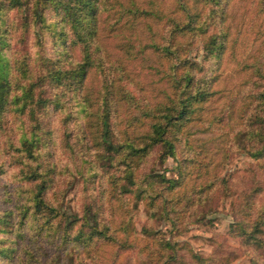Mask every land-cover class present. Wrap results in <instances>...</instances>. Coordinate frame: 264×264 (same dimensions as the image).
Here are the masks:
<instances>
[{
	"label": "rangeland",
	"instance_id": "1",
	"mask_svg": "<svg viewBox=\"0 0 264 264\" xmlns=\"http://www.w3.org/2000/svg\"><path fill=\"white\" fill-rule=\"evenodd\" d=\"M52 2L1 9L0 264H264V151L247 154L264 147V0H99L95 18ZM185 75L211 95L125 177L103 119L113 143L141 135Z\"/></svg>",
	"mask_w": 264,
	"mask_h": 264
},
{
	"label": "trees",
	"instance_id": "2",
	"mask_svg": "<svg viewBox=\"0 0 264 264\" xmlns=\"http://www.w3.org/2000/svg\"><path fill=\"white\" fill-rule=\"evenodd\" d=\"M20 1L21 0H0V16H1V9L4 6H7L9 9L16 8L19 6ZM98 1L99 0H77L76 10L86 9V16L87 17L91 16L95 18V16L97 15L96 12H97ZM37 2L39 4L40 0H37ZM45 2L50 3L52 2V0H45ZM190 14L187 13V16H185L186 21L184 25H180L179 27L176 26L179 31H182L184 29L188 31L193 30L194 26L191 25V23L194 20H193L192 14L191 15ZM76 22L77 24H80V22H78L77 20ZM93 25L95 26V21L93 22ZM85 28L86 27H84L83 30ZM93 31L94 30L85 31V34L87 35V37H91ZM212 44L214 46V47H211L212 53L213 52L216 53L218 48L222 46L221 40L218 39L217 37L215 38ZM170 46L172 47V44L169 43V45H166L164 47L165 53L167 54L165 55V57L167 58L170 56L168 54H172V51L170 50ZM4 48H5V41H3L2 36L0 34V89L6 90V94H7L8 93L7 86L5 87V85L8 83V78H7L8 75L5 72V66L7 65L8 57L3 52ZM179 62L181 66H184L186 62L188 61H186L185 59L179 58ZM189 66L190 67L194 66V63H189ZM57 72L59 73V76L60 75L65 76L66 74H68L67 71H63V72L57 71ZM83 72H84V69L82 68V71L80 72V74L82 76V79L84 80L86 75ZM73 74H75L74 71H72L70 76H72ZM55 77H58V74H55ZM182 82L183 84L179 86L181 90L180 91L181 96L178 99L168 98V102L163 103V105H161L162 102L158 103L157 106L161 105V107H158L156 109L158 114L150 115L151 121L147 124L146 130L141 135L132 136L128 141L124 140L121 142L113 143V139H112L113 135H111V131H113L112 125L110 124V122L108 123L105 121V119H103L105 124L103 128H101V131H100V135H101L100 141L101 142L105 141V143L108 144L107 149L111 150L112 152V156L107 157L109 162H111L113 159H116L117 164L126 166L127 170H125L126 172L125 177H130V178L133 177L132 165L134 166L136 164V161L139 158L140 154L146 153L151 145H159L162 148L172 149L174 140L173 139L171 140L168 138V127L170 125L174 127L180 121L184 122V121L190 120L192 114L196 110V106L199 103H202L204 99L206 98V96L211 95L209 88H211L212 82L210 85L209 84H206V86L204 85V89H201V87L197 86L195 92L192 94L185 93V87L192 88L194 87V84H196L192 76L185 75ZM30 93H32L31 88L24 89L21 96L17 97V99L21 102L20 106L22 107L26 106V103L28 102L27 97ZM107 117H109L108 113H107ZM131 126H134V125L131 124ZM126 127L127 128L130 127V125H126ZM133 128H136V126H134ZM261 137H264V134H262ZM252 148H253V151H251L250 149L247 150V154H249V156L258 158L259 156L263 154L264 147L259 146L256 148L254 147ZM160 180L170 182V180H165L164 176H161ZM170 186L172 187L173 185L171 184ZM242 234L247 235L246 238L245 236L244 237L240 236L243 238L245 242L256 244L258 247L261 246L262 248V245H260L262 243L261 242L262 239L260 237L253 236L252 238H249L248 232L246 231H242ZM102 238L105 239L107 238V236H104ZM91 240L92 239H90V241ZM106 243L107 244L111 243L109 247H112V246L114 247L115 245L112 243H116V241L113 237H110Z\"/></svg>",
	"mask_w": 264,
	"mask_h": 264
}]
</instances>
